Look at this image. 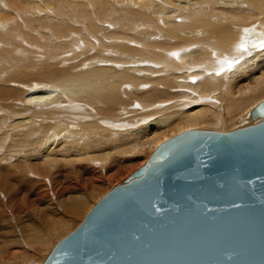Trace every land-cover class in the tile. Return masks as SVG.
<instances>
[{
  "label": "bare ground",
  "instance_id": "6f19581e",
  "mask_svg": "<svg viewBox=\"0 0 264 264\" xmlns=\"http://www.w3.org/2000/svg\"><path fill=\"white\" fill-rule=\"evenodd\" d=\"M39 2L0 0V46L62 53L0 56V264H42L165 141L263 119L250 115L264 101V0H72L60 10L75 22Z\"/></svg>",
  "mask_w": 264,
  "mask_h": 264
},
{
  "label": "water",
  "instance_id": "95a60500",
  "mask_svg": "<svg viewBox=\"0 0 264 264\" xmlns=\"http://www.w3.org/2000/svg\"><path fill=\"white\" fill-rule=\"evenodd\" d=\"M252 116L162 143L43 264H264V101Z\"/></svg>",
  "mask_w": 264,
  "mask_h": 264
},
{
  "label": "rangeland",
  "instance_id": "374dc122",
  "mask_svg": "<svg viewBox=\"0 0 264 264\" xmlns=\"http://www.w3.org/2000/svg\"><path fill=\"white\" fill-rule=\"evenodd\" d=\"M38 1V0H37ZM40 2V4L42 5L43 4V8H45L44 9V13L47 15V14H51V12H52V16L54 17L55 15L57 16V17H54V18H58V17H60V18H62V17H66L65 19L67 20V18H69L70 20H72V21H74V20H76V19H74V18H71L70 17V14L69 13H64V12H61V10H60V8H61V6H64L65 4V6H70V2L72 1H62V0H60L59 2L57 1V0H39ZM43 1V2H42ZM46 1V2H45ZM49 3H48V2ZM56 1V2H55ZM61 1H62V3H61ZM81 1V0H80ZM84 1H89V0H84ZM53 2V3H52ZM65 2V3H64ZM59 5H58V4ZM61 3V4H60ZM49 4H50V6H49ZM58 5V7H55V6H57ZM52 5V6H51ZM52 7H54V9L52 8ZM130 9H133V8H135V6H130L129 7ZM51 11H50V10ZM55 9H57V10H55ZM48 10L50 11V12H48ZM54 10V11H53ZM38 10L36 9V12H37ZM57 11V12H56ZM58 11H60V12H58ZM35 12V13H36ZM40 11H38L37 12V14L39 13ZM47 12V13H46ZM55 12H56V14H55ZM55 15H54V14ZM17 14L18 15H20L18 12H17ZM58 14V15H57ZM50 15V16H51ZM60 15V16H59ZM51 16V17H52ZM24 19H25V17H24ZM64 18H62L61 20H63ZM64 19V20H65ZM17 19H15L14 20V22L13 23H11V24H15L17 21H16ZM16 21V22H15ZM75 22V21H74ZM77 22V21H76ZM9 25V28L10 29H12V31H15L16 32V27L17 28H19L18 26H17V23H16V25ZM16 26V27H15ZM11 27H13V28H15V29H13V28H11ZM19 31V30H18ZM1 32V31H0ZM23 33V36H25L24 35V32H22ZM77 36H78V34H77ZM75 37V36H73V39H70L71 41H80L82 44L81 45H85V43L86 42H83V39L82 38H79V37ZM26 37V36H25ZM24 37V38H25ZM76 38H78V39H76ZM22 39V38H21ZM10 45V46H9ZM9 45H1L0 46V48H1V52H0V56H1V58L5 61V59H6V64L8 65V66H10V67H12L13 65H16V64H19V66L20 67H23V66H25V64L27 63H29L28 61L30 60V58H29V56H28V54H33L34 55V53H35V56H36V58H39V57H41V60H45L47 57H53V56H55V54H62V53H59V49L57 48V46H55V45H53V44H51L50 45V47H43V46H40V45H36V48H38V49H31L29 46H19L18 44V46L17 45H15V44H13V46H15V47H13L12 46V44H9ZM83 45V46H84ZM5 46V48H3ZM7 46V47H6ZM11 48V49H9V48ZM20 47V48H19ZM26 47H28V48H26ZM35 47V46H34ZM85 47H86V45H85ZM7 48V50L9 51H7V50H5ZM13 48V49H12ZM16 48V49H15ZM19 48V49H18ZM13 50H14V52H13ZM15 50H16V53H15ZM79 51L78 49H77V47L76 48H73V49H71L70 51H68V52H65V54L63 55L65 58H66V60L68 59V61L69 60H71L72 58H73V56H75L76 55V51ZM11 51V52H10ZM26 51V52H25ZM95 51V50H94ZM4 52V53H3ZM13 52V53H12ZM55 52H57V53H55ZM74 52V53H73ZM82 52V51H81ZM6 53V57H3L4 56V54ZM15 53V54H14ZM73 55H72V54ZM77 53H79V52H77ZM11 55V56H8V55ZM26 54V55H25ZM69 54L71 55V58H70V56H69ZM107 55H114L113 53H106ZM9 57V58H8ZM70 59H69V58ZM85 56L83 55L82 56V58H84ZM5 58V59H4ZM26 60V61H25ZM28 60V61H27ZM81 60V59H80ZM63 62H65V60H62ZM68 61H66L65 63L66 64H68L69 62ZM10 62H12L13 63V65H10ZM69 65V64H68ZM0 67H1V65H0ZM66 67V66H65ZM8 71L7 72H4V73H0V87H2V83H3V80L4 79H6L7 77H8ZM23 84L24 83H20V82H18V83H16V87H17V89H21L22 87H23ZM250 118H252V115H250ZM253 119V118H252ZM254 120V119H253ZM255 121V120H254ZM201 130V129H200ZM207 130V129H206ZM149 160V159H148ZM147 160V161H148ZM139 169V168H138ZM137 169V170H138ZM115 171H117V169H114V170H112L111 171V174H113ZM135 171H133L130 175H128L125 179H128L133 173H134ZM126 181V180H125ZM125 181H123L122 183H116V184H113L112 185V187L110 188V189H108L104 194H102L99 198H97V197H95V198H91L90 199V202H89V204L86 206V208H87V211L85 210L84 211V213L82 214V216H80V218H78L77 220H75L74 222H72L71 224H73V223H78L75 227H73L70 231H67V232H64L63 234H58V235H56V236H58L59 238H54V241H52V242H54L53 244H52V248H51V250L47 253V255H46V257H45V259H44V261H43V263L45 262V260L47 259V257L49 256V254L52 252V250L54 249V247L57 245V243L61 240V239H63L65 236H67L71 231H73L74 229H76L82 222H83V220L85 219V217H86V215L88 214V212L92 209V207L96 204V203H98V201L100 200V199H102L109 191H111L114 187H116L117 185H119V184H123ZM81 220V221H80ZM80 223V224H79ZM31 260V259H30ZM34 261H35V264L38 262L37 260L38 259H33ZM42 263V264H43ZM23 264H30V263H27V261H25Z\"/></svg>",
  "mask_w": 264,
  "mask_h": 264
},
{
  "label": "snow or ice",
  "instance_id": "6c2138e0",
  "mask_svg": "<svg viewBox=\"0 0 264 264\" xmlns=\"http://www.w3.org/2000/svg\"><path fill=\"white\" fill-rule=\"evenodd\" d=\"M261 47H264V42H261V45H260ZM231 66V65H230Z\"/></svg>",
  "mask_w": 264,
  "mask_h": 264
}]
</instances>
